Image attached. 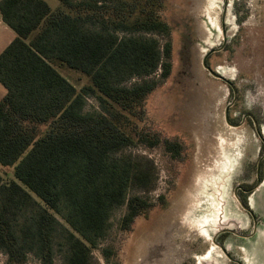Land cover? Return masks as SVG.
<instances>
[{
    "label": "trees",
    "instance_id": "obj_1",
    "mask_svg": "<svg viewBox=\"0 0 264 264\" xmlns=\"http://www.w3.org/2000/svg\"><path fill=\"white\" fill-rule=\"evenodd\" d=\"M58 1L0 0V17L15 33L0 52V165L13 174H0L6 264H24L30 252L39 264H53L55 235L64 240V264H92L90 246L75 233L91 244L128 188L148 191L156 182L151 158L123 150L158 143L138 124L157 83H124L170 74V42L133 35L168 32L165 0ZM86 95L100 110L82 112ZM165 147L177 155L180 145ZM62 204L73 230L55 216ZM126 204L124 229L151 205L138 195Z\"/></svg>",
    "mask_w": 264,
    "mask_h": 264
},
{
    "label": "rangeland",
    "instance_id": "obj_2",
    "mask_svg": "<svg viewBox=\"0 0 264 264\" xmlns=\"http://www.w3.org/2000/svg\"><path fill=\"white\" fill-rule=\"evenodd\" d=\"M45 1L51 7L59 4L58 0ZM161 15L168 24L167 33L133 35L155 38L159 46L170 42V74L161 78L157 70L124 83L132 85L144 79L157 83L144 100V115L138 124L155 135L158 143H140L123 150L153 160L155 186L148 191L128 188L125 201L109 209L104 234L93 237L91 244L75 233L90 246L92 264H226L213 236L225 226L232 227L236 219L242 227L248 226L235 203L233 187L243 179L240 171L250 167L262 151L260 137L249 119L242 123V114L253 112L264 136V0H165ZM213 48L220 49L207 57V64L236 90L235 103L227 112L232 123L225 121V107L233 99L231 88L202 65L203 55ZM4 93L0 84V99ZM81 110L100 109L97 100L86 95ZM240 120V125H234ZM167 142L180 145L177 155L166 149ZM0 173L3 180L13 178L11 166L0 167ZM263 182L264 175L253 194L255 200L260 197L262 220ZM134 195L151 205L124 229L121 220L126 202ZM60 209L56 218L73 230L64 217L63 204ZM257 237L262 251L258 249L255 256L264 264V226ZM224 240L227 250L243 256L246 264L244 247L249 242L231 234ZM211 246V256L200 260ZM65 248L63 238L55 235L53 264H64ZM0 264H6L1 250ZM24 264H39V260L30 252Z\"/></svg>",
    "mask_w": 264,
    "mask_h": 264
},
{
    "label": "flooded vegetation",
    "instance_id": "obj_3",
    "mask_svg": "<svg viewBox=\"0 0 264 264\" xmlns=\"http://www.w3.org/2000/svg\"><path fill=\"white\" fill-rule=\"evenodd\" d=\"M223 80V79H222ZM228 84L233 92V99L231 102L227 104V112L231 106L234 105L236 96H234L233 87L225 80H223ZM225 107V110H226ZM227 112L225 111V121L226 123H232L233 118L227 117ZM249 119L254 130L257 132L260 137V141L262 144V151L257 156L254 163L249 167L243 168L240 173L243 179H240L239 183L235 184L233 187V196L235 199V203L238 206V209L241 210L245 219L248 221V226L245 228L240 225V221L236 219L234 225L225 226L218 230V232L213 236L215 244L222 250L224 253L227 263L226 264H245V259L241 255H236L235 253L227 250L224 238L227 235H233L236 240L243 241L245 244H251L253 247H259L260 243L257 241V233L261 226H264V220H262L261 214V205H260V197H257L254 204H251V197L254 196V191L258 188L263 180L264 175V136H261L258 130L259 121L257 116L253 112H244L242 114V123H245L246 120ZM241 120L234 124L240 125ZM212 239V240H213ZM217 242V243H216ZM208 248L201 256L200 260L208 259ZM208 257V258H207ZM205 264V263H204ZM247 264V261H246Z\"/></svg>",
    "mask_w": 264,
    "mask_h": 264
},
{
    "label": "bare ground",
    "instance_id": "obj_4",
    "mask_svg": "<svg viewBox=\"0 0 264 264\" xmlns=\"http://www.w3.org/2000/svg\"><path fill=\"white\" fill-rule=\"evenodd\" d=\"M263 184H264V182H263ZM254 203H255V199H254V196H252L251 197V204H254ZM206 227H207L206 225H203L204 230L206 231L207 234H209ZM244 248H245L244 251L247 253V259H246L247 264H259L258 258L255 255H256L258 249H261V248L260 247H253V246H251V244H248L247 247H244ZM212 249H213V246H211L209 249L208 257L211 256ZM261 251H262V249H261Z\"/></svg>",
    "mask_w": 264,
    "mask_h": 264
},
{
    "label": "crops",
    "instance_id": "obj_5",
    "mask_svg": "<svg viewBox=\"0 0 264 264\" xmlns=\"http://www.w3.org/2000/svg\"><path fill=\"white\" fill-rule=\"evenodd\" d=\"M14 36V31L0 18V52L14 38ZM0 167L2 166L0 165Z\"/></svg>",
    "mask_w": 264,
    "mask_h": 264
},
{
    "label": "water",
    "instance_id": "obj_6",
    "mask_svg": "<svg viewBox=\"0 0 264 264\" xmlns=\"http://www.w3.org/2000/svg\"><path fill=\"white\" fill-rule=\"evenodd\" d=\"M219 49H220V48H213V49L208 50V51L203 55V57H202V65H203V67L206 68V69L208 70V72H209L210 74H212L213 76H215V77H217V78H220V79H223V80L227 81V82L233 87V90H234V96H235V95H236V90H235V88H234L232 82H230L227 78H225L224 76H222L221 74H219L218 72H216L214 69H212V68L207 64V57H208L212 52L217 51V50H219ZM227 108H228V107H226V110H225L226 112H227ZM213 241H214V239H213Z\"/></svg>",
    "mask_w": 264,
    "mask_h": 264
}]
</instances>
